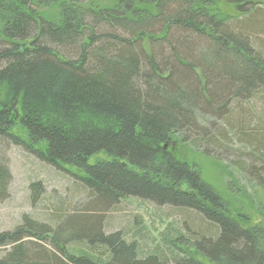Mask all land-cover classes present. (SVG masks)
I'll return each instance as SVG.
<instances>
[{
	"label": "trees",
	"instance_id": "1",
	"mask_svg": "<svg viewBox=\"0 0 264 264\" xmlns=\"http://www.w3.org/2000/svg\"><path fill=\"white\" fill-rule=\"evenodd\" d=\"M109 1L0 0V145L72 167L88 197L66 227L0 232V264H264V226L180 153L236 138L258 162L239 171L264 184V120L250 111L264 117V11L232 22L210 0ZM9 176L0 162V198ZM126 198L181 216L186 237L140 256L104 233L102 213Z\"/></svg>",
	"mask_w": 264,
	"mask_h": 264
},
{
	"label": "rangeland",
	"instance_id": "2",
	"mask_svg": "<svg viewBox=\"0 0 264 264\" xmlns=\"http://www.w3.org/2000/svg\"><path fill=\"white\" fill-rule=\"evenodd\" d=\"M210 1L213 10L228 21L244 19L256 9L264 11V0H241L237 4L225 0ZM81 4L89 7L109 5L111 2L81 0ZM241 9L248 11L241 12ZM254 104L253 109L250 108L254 118L256 116L252 123L259 126L264 117L259 113V102ZM14 131L21 133L19 127H15ZM36 148L39 149L38 146ZM249 150L238 143L236 138H230L220 148L208 150L204 154L199 155L188 146L182 147L180 153L193 158L195 169L221 191L234 209L247 214L251 223L264 226V184L239 171L242 162L246 165L258 164ZM103 157L98 154L91 157L90 161ZM0 162L6 166L10 175L0 198V232L23 223H29L34 228L45 225L55 229L58 224L66 227L71 224L72 216L69 215L88 209V197L77 187L79 181L72 167L52 165L28 148L15 144L5 148L0 145ZM260 175L264 177V172ZM111 209L113 207L102 213L104 224L101 227L104 233L120 231L127 241L137 242L140 256L154 252L168 254L167 247L160 239L162 234L175 237V232H180L186 237L182 217L170 214L166 207H156L138 198H126ZM40 245L54 250L51 244L40 242ZM65 247L72 254L84 251L83 246L72 242Z\"/></svg>",
	"mask_w": 264,
	"mask_h": 264
}]
</instances>
